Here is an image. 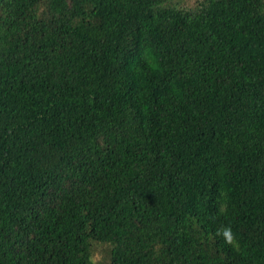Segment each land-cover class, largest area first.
Here are the masks:
<instances>
[{
    "label": "trees",
    "instance_id": "16d2710c",
    "mask_svg": "<svg viewBox=\"0 0 264 264\" xmlns=\"http://www.w3.org/2000/svg\"><path fill=\"white\" fill-rule=\"evenodd\" d=\"M105 244L264 264V0H0V264Z\"/></svg>",
    "mask_w": 264,
    "mask_h": 264
},
{
    "label": "rangeland",
    "instance_id": "374dc122",
    "mask_svg": "<svg viewBox=\"0 0 264 264\" xmlns=\"http://www.w3.org/2000/svg\"><path fill=\"white\" fill-rule=\"evenodd\" d=\"M108 256H109V246L106 244L103 246H98L93 250L92 253V258L95 264H104V262L108 260Z\"/></svg>",
    "mask_w": 264,
    "mask_h": 264
},
{
    "label": "clouds",
    "instance_id": "9594fccd",
    "mask_svg": "<svg viewBox=\"0 0 264 264\" xmlns=\"http://www.w3.org/2000/svg\"><path fill=\"white\" fill-rule=\"evenodd\" d=\"M217 235H222L225 242L228 244H232L234 241V236L232 234L231 228H224L222 231L218 230Z\"/></svg>",
    "mask_w": 264,
    "mask_h": 264
}]
</instances>
